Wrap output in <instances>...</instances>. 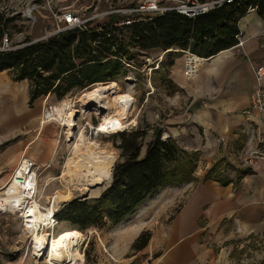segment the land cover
Instances as JSON below:
<instances>
[{
	"label": "rangeland",
	"instance_id": "obj_1",
	"mask_svg": "<svg viewBox=\"0 0 264 264\" xmlns=\"http://www.w3.org/2000/svg\"><path fill=\"white\" fill-rule=\"evenodd\" d=\"M39 1L0 0V11H5L8 17L16 14L21 16L13 22L18 24V28L13 29L10 25L4 35L10 38L11 45L24 41L27 36L33 39L48 36L56 28L55 13L65 11L64 7L72 6L83 18H89L105 10L110 4L114 6L116 3L114 0H102L95 6L93 1L98 0H50V3L47 0H41V3ZM140 1L122 0L116 4H137ZM28 8L32 9L33 18L26 14ZM105 18L106 16L97 19L102 21ZM145 53L140 58L143 61L142 65L135 63L137 69L132 70L130 75L127 71L125 76L113 81L116 93L110 96L113 105L110 113L117 119L119 127H110L105 123L104 115L107 113L100 116L94 110L81 111L78 97L84 89L60 100L55 95L42 96L32 104L29 101V93H19L17 99L14 98L17 109L23 113L27 111L33 113V117L30 121L26 120L30 114L27 116L17 114L22 117L16 122L14 114L11 113L12 109L7 103L9 98L3 93L4 95L0 98V138H2L0 141V196L16 192L20 177L16 176L13 182L11 179L22 153L18 158H13L11 151L16 147L20 148L21 144H24V150L28 148L23 156L40 166L37 187V199L40 206H43V210L52 209L55 214L62 204L75 198H88L91 203L97 204L102 193L111 183V181L105 182L92 186L88 190H82L83 180L81 179H75L68 186L63 181L62 174L66 162L73 155V145L81 135L113 152L117 156L115 162L117 163L122 159L121 150L118 148L120 143L118 132L121 130L139 127L147 129L148 134L144 140L142 153L146 149V144L153 139L156 129L161 128L164 134H171L170 129L176 131L172 127L176 128L178 124L170 122L183 117L187 99L181 93H175L178 89L168 77L169 68H158L165 53L158 49ZM9 73L12 77L13 73L11 71ZM119 95L125 97L127 112H120L116 105V98ZM63 103H74L73 108L76 110L75 124L71 128L72 135L68 133L67 125L55 120H43L47 110ZM40 126L42 129L45 126L46 132L41 134ZM163 137L168 136L163 135ZM196 153L193 181L169 185L157 190L132 214L115 225L108 221L102 225L80 230L66 221L56 219L54 226L50 228L54 232L55 244L60 245L75 234L82 235L80 251L84 258L79 264H164L158 260L157 252L153 250L158 246L155 244L157 235L161 232L163 236L169 222L186 200L191 186H194L200 177L204 178L207 171L214 165H218L219 170L227 178L237 176L243 168L248 167L240 158L230 162L219 158L218 154L212 155L209 150L205 152L196 150ZM21 180L22 178L19 179ZM7 183H10L7 185L9 187L1 195L2 188ZM64 190H70L73 194L60 201ZM50 229L46 228L47 231ZM145 231L151 234L148 245L143 249L135 248L133 246L135 240ZM32 236L25 226L22 213L13 208L6 212L0 211V264H47L46 254L36 257L32 254ZM227 245L229 246L215 247V255L206 264H264V236L238 238Z\"/></svg>",
	"mask_w": 264,
	"mask_h": 264
},
{
	"label": "trees",
	"instance_id": "obj_2",
	"mask_svg": "<svg viewBox=\"0 0 264 264\" xmlns=\"http://www.w3.org/2000/svg\"><path fill=\"white\" fill-rule=\"evenodd\" d=\"M252 7L264 19V0L224 2L194 17L171 10L129 26L118 24L123 15L109 14L102 21L94 18L85 27L68 29L37 41L27 36L18 43L22 46L0 51V71H11L16 81H29L31 104L42 96L55 95L60 100L94 83L116 81L125 76L127 70L122 59L142 65L140 58L149 50L165 52L158 67L162 69L174 65L185 51L209 58L231 48L237 44L239 20ZM20 18L19 14L8 17L5 11H0V42L10 25L18 28L13 22ZM118 134L122 159L115 164L111 183L99 202L72 199L55 212L58 221H66L80 230L108 221L115 225L157 190L194 180L196 151L184 149L171 136L163 138L161 128L155 130L144 153L146 128L125 129ZM247 172L243 171L238 180ZM222 176L219 166L214 165L203 179L226 184ZM150 238V232H142L133 246L143 249Z\"/></svg>",
	"mask_w": 264,
	"mask_h": 264
},
{
	"label": "crops",
	"instance_id": "obj_3",
	"mask_svg": "<svg viewBox=\"0 0 264 264\" xmlns=\"http://www.w3.org/2000/svg\"><path fill=\"white\" fill-rule=\"evenodd\" d=\"M101 1L93 3L96 6ZM116 3L114 6H121ZM110 5L105 10L113 6ZM239 29L244 44H236L209 58L202 57L194 76L184 73V53L168 69V77L178 89L175 93L187 99V106L181 119L170 122L178 124L172 127L176 131L170 129L171 134L164 136L173 137L186 149L209 150L230 162L239 158L245 162L247 154L264 138L260 112L254 110L247 116L252 93L259 86L264 88V76L258 81L254 69L255 65H264V19L256 9H249L239 20ZM3 93L9 98L7 103L15 122L24 114H30L26 120H32L33 113L19 111L14 102L19 93H29L27 79L16 81L8 70L0 71V98ZM41 127L42 134L46 127ZM23 147L21 144L11 151L13 158L26 154L28 148ZM26 165L24 161L22 171L15 173L17 177L23 176ZM245 170L248 172L238 180ZM222 177L226 184L200 177L163 236L158 233L155 241L158 246L153 250L162 263L206 264L215 255V247H228L227 243L238 238L264 236V160L243 168L235 177L227 178L224 174ZM6 185L1 195L9 187Z\"/></svg>",
	"mask_w": 264,
	"mask_h": 264
},
{
	"label": "bare ground",
	"instance_id": "obj_4",
	"mask_svg": "<svg viewBox=\"0 0 264 264\" xmlns=\"http://www.w3.org/2000/svg\"><path fill=\"white\" fill-rule=\"evenodd\" d=\"M29 11L30 8L26 10L27 15ZM114 93L116 92L113 81L107 83L97 82L90 85L78 97L82 108L81 111L94 110L100 116L107 113L104 115L105 123L110 127H119L117 119L112 117L110 113L113 106L110 96ZM116 105L120 112L128 111L124 96H117ZM73 106L74 103H63L54 107L52 111H48L49 119L67 125L69 127L68 133L71 135V128L75 124L74 114L76 112ZM85 137L81 135L74 143L72 148L73 155L68 158L62 174V179L67 186L72 184L75 179L83 180L82 190H88L92 186L110 182L117 159V156L113 152L106 150L103 145ZM24 161L27 162V165L23 169V176L20 175L22 180L19 181L20 178H18V187L15 193L0 197L1 208L4 210L13 208L22 213L25 226L33 235L32 254L35 257L46 254L47 264H79L84 258L80 251L83 236L75 234L62 244H55L54 232L50 229L55 222L53 220L55 217L52 216L54 211L52 209L43 210V206H40V202L37 199L39 172L35 169L31 171L28 168L26 156L21 157L12 176V182L18 176L15 173L17 170L22 169ZM9 184L7 183V185ZM72 194L70 190H64L60 201L71 197ZM46 228L50 229V231H47Z\"/></svg>",
	"mask_w": 264,
	"mask_h": 264
},
{
	"label": "built area",
	"instance_id": "obj_5",
	"mask_svg": "<svg viewBox=\"0 0 264 264\" xmlns=\"http://www.w3.org/2000/svg\"><path fill=\"white\" fill-rule=\"evenodd\" d=\"M164 1L165 0H141L137 4L132 3L121 6H111L109 9L103 10L97 13L95 16L89 18H83V16L77 10L73 9L72 6H67L64 7L65 11H57L55 13V18L57 21L56 28L48 36L40 39L56 35L68 29L85 27V24L89 20L94 18H102L113 13L123 15V18L119 21L118 24L129 26L136 22L152 19L171 10H176L189 17H194L216 7H220L224 2H232L233 0H171L170 3H165ZM47 2L50 3V0H47ZM32 5L34 6V4ZM250 9L255 10L256 7H252ZM236 38L237 45L244 44L245 39L242 34H237ZM34 40L37 41L39 39ZM22 45L23 44L18 43L15 45H11L10 38L8 36H3L0 43V51L13 50ZM184 54V73L186 76H194L197 73L198 65L200 64L201 60H203V58L190 51H185ZM122 62L129 75L132 73V70L137 69L136 64L133 60L122 59ZM254 69L257 75V80L259 81L264 76V65H255ZM151 88L153 87L151 86ZM254 110L260 112L261 117L264 121V88L260 86L256 88V90L251 95V107L247 110V116L249 117ZM48 111L50 110L46 111L44 120H49ZM260 143L261 144L259 146L253 148L247 154L245 158V163L247 166H253L258 160H264V138L260 140ZM27 160L28 168L31 169V171L35 169L37 172H39L40 166L35 161L29 158H27ZM0 211L6 212L7 210L2 209L0 206ZM52 216L55 217L54 214ZM53 220L56 221V217Z\"/></svg>",
	"mask_w": 264,
	"mask_h": 264
},
{
	"label": "water",
	"instance_id": "obj_6",
	"mask_svg": "<svg viewBox=\"0 0 264 264\" xmlns=\"http://www.w3.org/2000/svg\"><path fill=\"white\" fill-rule=\"evenodd\" d=\"M31 15H32V9H30V11H29V17H30V18H33ZM170 50H173V49H170ZM164 53H165V52H164ZM163 138H164V137H163ZM165 138H166V137H165ZM115 164H116V163H115ZM114 166H115V165H114ZM66 202H67V201H66Z\"/></svg>",
	"mask_w": 264,
	"mask_h": 264
}]
</instances>
